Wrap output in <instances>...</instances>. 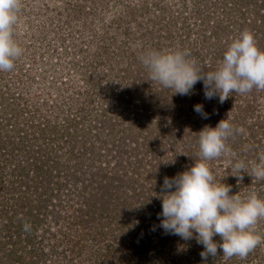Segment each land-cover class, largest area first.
Returning <instances> with one entry per match:
<instances>
[{
	"label": "trees",
	"instance_id": "obj_1",
	"mask_svg": "<svg viewBox=\"0 0 264 264\" xmlns=\"http://www.w3.org/2000/svg\"><path fill=\"white\" fill-rule=\"evenodd\" d=\"M137 4L126 12L140 29L146 4ZM213 5L227 15L212 21L218 29L212 35L226 33L227 41L212 54L209 50L197 54L205 71L218 67L229 44L246 29L264 51V0H214ZM237 13L241 21L235 18ZM126 23H121L126 25L123 35L114 39L119 47L114 61L107 56L110 68H102L97 81H87L81 101L72 96L74 103L67 109L53 104L51 116L41 112L47 102L33 109L18 107L22 91L15 96L9 71H0V264H155L160 257L157 264H204L203 246L195 239L182 240L160 227L164 178L175 177L199 161V132L205 126L214 128L222 119L242 127L244 133L228 141L238 156L209 162L216 182L235 180L230 167L241 156L258 161L256 148L264 145L258 136L264 133V91L232 93L221 103L218 96L205 98L200 81L191 95H173V89L150 80L139 59L149 50L146 38L132 42L128 36L132 29ZM143 31L140 35L155 39L150 49L170 51L164 46L169 31L164 35L148 28ZM190 48L185 42L178 47ZM207 54L210 61L202 64L198 59ZM53 85L59 95L60 87ZM197 104L203 105L207 119L194 110ZM223 161L230 163L223 168L226 172L229 167V174L215 170ZM261 182L255 181V186ZM49 212L65 220L55 227L45 225L38 235L37 224H43ZM25 224L31 225L30 231L24 230ZM58 233L68 241L62 247ZM177 243L181 250L175 248ZM192 244L196 247L186 251ZM166 246L171 252L167 263ZM210 259L207 264H213Z\"/></svg>",
	"mask_w": 264,
	"mask_h": 264
},
{
	"label": "rangeland",
	"instance_id": "obj_2",
	"mask_svg": "<svg viewBox=\"0 0 264 264\" xmlns=\"http://www.w3.org/2000/svg\"><path fill=\"white\" fill-rule=\"evenodd\" d=\"M142 2L146 4V12L141 18L143 23L139 29L138 25L134 27V21L129 20L130 16L127 15L126 10L132 4L141 5ZM212 2L214 0H21L13 38L23 49V53L14 62V68L7 73L9 85L15 92L14 95L17 96L22 91L20 93L22 97L18 98L17 106L20 108L27 106L33 109L39 102H47L46 108L43 107L41 112L51 116L54 113L53 104H64L67 109L74 103L72 96L81 101V97L85 95L83 89L87 81H97L102 74V68H110L109 62L111 64L112 62L107 56L114 61L113 58L119 49L114 39L123 35V26L126 25L121 23L124 21H127L126 24L132 29V34L128 35L129 38L132 37L130 40L134 39L132 42L137 44L146 38L145 45L148 49L153 46L152 42L155 39L153 40L151 36L147 37V34L140 35L141 31L146 28L163 35L169 31V37L165 40L170 46H164L170 50H179L178 47H182L185 42L186 46L191 47L189 51L195 59L199 58L197 54L205 53L206 50L212 54L221 42L227 41L226 33H220L218 36L217 34L212 35L214 31H218L211 25L212 21L217 23L218 18L225 19L227 15L220 7H217L219 5L212 6ZM247 16L251 17L249 11ZM117 17L121 20H117ZM235 18L239 21L242 19L240 13H237ZM208 20L209 23H207ZM219 36H222L223 41L218 40ZM124 38L126 39V36ZM181 38L184 39L183 43ZM203 39H205L204 43H201ZM208 58L207 54L198 60L203 64L204 61H210ZM54 83L60 87L59 95ZM68 111L74 112L71 109ZM258 136L264 142L262 131ZM256 150L259 156L264 154V145H258ZM246 159L245 161L242 156L240 157V160L248 166V171L251 170L253 164L259 163V159L254 161L253 158L252 162L249 156ZM229 164L223 161L222 164L217 165L218 170L215 169L217 174H229V167L226 172L223 169ZM230 171L232 176L240 174L234 171L233 166L230 167ZM242 174L246 176L240 183L237 182L235 176L234 181L227 179L229 182L227 181L226 184L232 186L230 195L238 194L244 197L255 191L260 198H264V180L255 186V181L251 176L243 172ZM217 181L219 182V179ZM235 185L239 188L234 189ZM245 192H247L246 195ZM63 220L65 219L62 216L58 217L49 212L47 218L43 220L44 223L37 224L36 232L42 235L45 225L55 227V224L62 225ZM255 227L258 234L264 236V219L259 220ZM58 236L59 247H62L63 243L68 241L59 233ZM55 239L56 236L51 237L52 242ZM214 240L222 242L219 236L214 237ZM51 241L48 240L49 243ZM180 246L181 244H178L175 248L181 250ZM191 247L196 246L187 245L185 250L190 251ZM169 250L166 246L164 252L166 254L163 258L166 263V260L171 258ZM222 255L219 253L216 258L211 257L210 261L213 264H264V242L249 253L246 259L232 257L225 262ZM154 260L157 264L161 261V257ZM168 264H176V261Z\"/></svg>",
	"mask_w": 264,
	"mask_h": 264
},
{
	"label": "clouds",
	"instance_id": "obj_3",
	"mask_svg": "<svg viewBox=\"0 0 264 264\" xmlns=\"http://www.w3.org/2000/svg\"><path fill=\"white\" fill-rule=\"evenodd\" d=\"M20 8L21 0H0V71H11L23 53L13 38ZM139 59L148 70L150 80L173 89V95H191L200 81L205 98L218 96L221 103L232 93L247 94L254 88L264 91V51L258 48L254 34L247 29L229 44L214 71H205L188 49H149ZM194 110L208 118L203 105H195ZM242 133L244 129L228 119H222L214 128L205 126L199 132V161L175 177H165L161 186L160 227L166 234L182 240L195 239L203 246L200 256L204 264L208 257L218 256V248L226 261L232 257L246 259L264 242V236L255 227L264 219V198L255 191L244 197L230 195L232 186L217 183L210 170V161L221 156L236 157L228 141ZM247 168L243 160L233 164L234 171L240 173L233 175L238 183L244 179L242 172L255 181L264 180V154L250 171ZM24 230L30 231L31 225L25 224ZM216 236L222 242L215 241Z\"/></svg>",
	"mask_w": 264,
	"mask_h": 264
}]
</instances>
